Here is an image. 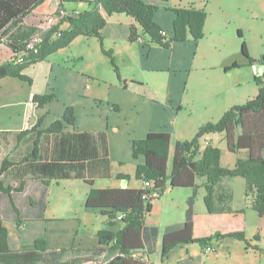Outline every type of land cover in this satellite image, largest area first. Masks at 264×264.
Listing matches in <instances>:
<instances>
[{
    "label": "crops",
    "instance_id": "obj_1",
    "mask_svg": "<svg viewBox=\"0 0 264 264\" xmlns=\"http://www.w3.org/2000/svg\"><path fill=\"white\" fill-rule=\"evenodd\" d=\"M67 4H70V9L66 8ZM63 7L65 13L88 9L81 2L65 3ZM56 8L57 3L45 1L29 13L20 26L40 28L42 17L54 16ZM174 17L173 12H165L157 13L154 19L167 32V37L172 35ZM66 27L64 23L60 29ZM131 27L138 31L133 18L113 14L107 17L101 31L102 48L113 52L119 77L102 53L100 42L89 37L92 42L77 55L76 67L65 62H52L48 60L51 55L22 72L31 84L12 78L0 80V165L5 158L12 164L1 179L13 190L10 199L0 194V226L7 227L9 250H31L37 241L42 240L47 250L72 251L78 257L101 249L104 252L94 258L104 264L112 258L108 250L112 243L99 244V233H116L122 223L116 220L109 225L99 210L85 208L90 191L141 189L142 180L135 178V168L143 164L144 159L142 156L133 158V141L142 140L149 133H169L167 165L170 171L175 144L191 140L190 128L182 118L192 104L190 81L192 66L198 57V42L188 37L184 42H174L163 48L130 41ZM81 38L87 37H77L69 47ZM11 57L10 49L2 40L0 64ZM242 58L236 54L225 55L213 69L221 71L233 62L242 65L245 63ZM210 87L216 91L220 84ZM43 95L55 97L37 107L33 97ZM217 103L222 101L211 100L208 107L218 110ZM67 108L73 109L74 124L64 125L60 133H45L51 124L61 119ZM38 118H41V123L36 130L18 140L17 134L34 127ZM223 140L221 138L217 145L222 152V166L226 162L224 167L232 168L237 159L247 158L245 150L230 153ZM205 145L203 143L202 146ZM33 151L35 157L25 161ZM203 183L204 179L196 180L193 237L201 239L215 233L243 232L248 242L247 246L244 244L246 254L255 251L256 247L260 249L259 240L245 231L248 217L256 218L258 223L264 219L247 204L250 193L246 195L245 181L235 177L222 183L232 192L231 210L243 212L242 216L234 218L229 213H207L203 204ZM240 185L241 190L236 194ZM174 191H180L185 198L175 216L171 213L173 208L164 200L167 193ZM192 193V189L168 188L151 203V212L144 216L143 226L157 229L154 250L161 249V237L166 226L184 222L186 200ZM13 208L19 212L20 225L13 219ZM163 221L165 223L161 225ZM260 229L259 226L256 231ZM229 240L234 239L213 241L212 253H205L197 244L177 245L166 258H161V262L238 264L236 257L230 254V248L223 246ZM220 247L228 254L229 259L225 262L220 258ZM147 259L150 262L149 256Z\"/></svg>",
    "mask_w": 264,
    "mask_h": 264
},
{
    "label": "trees",
    "instance_id": "obj_2",
    "mask_svg": "<svg viewBox=\"0 0 264 264\" xmlns=\"http://www.w3.org/2000/svg\"><path fill=\"white\" fill-rule=\"evenodd\" d=\"M45 1L57 3L54 16L58 22L52 28L42 30L37 27H21L23 19L33 9ZM171 0H0V42L4 40L10 49V60L0 64V80L17 79L31 84V80L22 72L31 65L45 61L51 54L68 47L77 37L96 38L101 45L102 53L107 57L114 73L119 77L112 51L102 48L101 31L107 17L113 14H124L133 18L138 25L131 27L129 40L146 44H156L168 48L174 42H184L188 37L197 42L202 36L205 21L203 10L195 8L173 9L174 21L172 36H162L163 31L154 21V14L160 6L168 8ZM85 3L88 9L82 12L65 13V3ZM169 9V8H168ZM66 24L65 29L60 26ZM39 35L41 43L36 53L25 51V42L32 36ZM237 37L242 38L241 31ZM241 54L250 63L247 48L241 44ZM233 62L224 68L225 71L238 68ZM255 98L244 104L229 108L215 123H206L199 127L190 141L177 142L174 146L171 169L168 171V152L170 134L166 132L149 133L142 140L132 142L133 158L142 156L143 164L135 168V178L154 182L155 189L162 194L166 189H192L193 193L186 200L185 220L181 224L168 225L161 237V258L177 245L197 244L201 248L210 246L213 241L232 238L248 245L243 232L227 234L215 233L209 237H193L194 201L196 180L204 179L205 196L203 204L207 213H229L234 217L243 212H234L230 208L231 190L223 186L224 180L240 177L247 185L246 195L250 196V206L260 218H264V83ZM54 95L34 96L37 107L52 101ZM38 118L34 127L17 134L18 140L34 132L40 125ZM74 124V112L67 108L61 119L55 121L45 133H60L64 125ZM211 134H222L226 148L230 153L245 150L246 159H238L232 169L220 165V151L207 145L202 151V140ZM35 147V145H34ZM34 151L26 158H34ZM5 158L0 165V194L10 199L12 188L3 182L1 176L11 166ZM127 178V177H126ZM142 189H100L91 190L84 206L87 209L99 210L113 225L118 216L122 227L116 232H100L99 244L108 245L112 258L104 264H150L147 257L154 251L157 229L143 226L144 216L151 212V204L142 200ZM13 219L17 225L21 219L17 209L13 208ZM6 230L0 226V264H101L94 258L101 255V249L91 250L87 256H75L67 250H47L44 241H37L31 250L12 251L7 247ZM69 256V260L63 259ZM136 256V257H134ZM145 258V259H142Z\"/></svg>",
    "mask_w": 264,
    "mask_h": 264
},
{
    "label": "rangeland",
    "instance_id": "obj_3",
    "mask_svg": "<svg viewBox=\"0 0 264 264\" xmlns=\"http://www.w3.org/2000/svg\"><path fill=\"white\" fill-rule=\"evenodd\" d=\"M167 6L169 9L160 6L154 14V19L157 13L159 15L165 12H172L173 9L191 6L197 10H203L205 13L202 36L197 41L198 57L192 66V78L190 81L192 87L190 99L192 104L182 118L183 123L190 128L191 137L194 138L201 125L217 123L229 108L244 104L258 94L261 87L258 81H262L264 78V0H171ZM66 8L70 9V4H67ZM47 18L46 16L42 17L41 22H44ZM56 24L49 26L48 29ZM237 31H241L242 38L237 37ZM90 42L92 41L91 39L89 41L88 38L78 39L70 47L61 49L55 52L56 54H51L52 56L50 55L51 57L49 56L48 60L57 63L65 62L68 66L76 67L77 55L85 51ZM242 42L246 45L250 63L243 57L245 63L239 65L236 69L228 72H224V69L221 71L213 69L218 65L219 59L225 55L236 54L238 58H242ZM215 84H220V87L213 91L214 88L210 86ZM216 99L221 100L222 103H217L219 105L218 110H212V108L208 107L210 105L208 102ZM209 136L202 140L201 144L203 145L204 143L206 145H201L200 150L202 151L207 145L217 148L220 151L221 165L222 152L217 145L220 144V139L223 138V135L211 134ZM224 163L227 165L226 162ZM224 166L221 165L223 168H228ZM240 190L241 185L238 186L236 194H239ZM179 192L167 193L164 199L166 204L173 208V211H171L173 216L182 208L185 201L183 193ZM171 199L173 201H170ZM241 202L243 203V201ZM250 202L248 199L247 204L249 206ZM163 223L165 222H161V225ZM259 226L261 229L257 232L256 228ZM3 228L6 230V242L8 245L7 227L4 226ZM245 231L247 235H252L250 237H253V239L259 240L258 242L262 245L260 249L256 247L253 249L255 251L246 254L244 243L236 240L225 241L223 244L224 248H230L229 252L236 257L238 264H264L262 259L264 258V219L258 223L256 218L248 217L245 223ZM12 237L13 234L10 235V239ZM230 242H232V246ZM226 253L220 247L222 262L229 259ZM148 256L150 257V264H165V262H161L160 249H155ZM68 257L66 256L63 262L69 260Z\"/></svg>",
    "mask_w": 264,
    "mask_h": 264
},
{
    "label": "built area",
    "instance_id": "obj_4",
    "mask_svg": "<svg viewBox=\"0 0 264 264\" xmlns=\"http://www.w3.org/2000/svg\"><path fill=\"white\" fill-rule=\"evenodd\" d=\"M58 19L59 18L56 17V16L48 17L43 22L42 27H40L39 29H42V30L48 29L49 26L54 25L55 23H57ZM161 35L162 36H167L168 34H167V32L162 31ZM138 41H140V40H138ZM40 43H41V38H40L39 35H35V36L30 37L25 42V51L31 52V53H36L38 48H39ZM262 82L264 83V80H262ZM141 189L144 192V194L142 195V200L144 202L149 203V204H151L153 201L159 199L160 196H161V193L159 192V190L155 189L153 181H149V180L142 181ZM121 218H122V216H118L117 217V221H120ZM204 252L205 253H212V252H214V249L210 245V246H207V247L204 248ZM134 257H136V256H134ZM142 259H145V258H142Z\"/></svg>",
    "mask_w": 264,
    "mask_h": 264
}]
</instances>
